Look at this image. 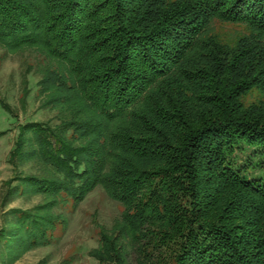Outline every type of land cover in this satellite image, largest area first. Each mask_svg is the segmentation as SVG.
<instances>
[{"label": "trees", "instance_id": "1", "mask_svg": "<svg viewBox=\"0 0 264 264\" xmlns=\"http://www.w3.org/2000/svg\"><path fill=\"white\" fill-rule=\"evenodd\" d=\"M0 45L58 119L12 154L37 173L4 203L43 199L4 220L8 264L98 186L123 208L99 264H264V0H0Z\"/></svg>", "mask_w": 264, "mask_h": 264}, {"label": "rangeland", "instance_id": "2", "mask_svg": "<svg viewBox=\"0 0 264 264\" xmlns=\"http://www.w3.org/2000/svg\"><path fill=\"white\" fill-rule=\"evenodd\" d=\"M245 30L244 26L218 23L217 31L229 36L235 31ZM25 56L9 53L0 45V229L4 220L13 215V209L34 210L42 203L41 195L26 192L24 195L4 203L11 187L18 185L14 179L17 173L35 175V165L16 167L12 154L23 128L28 124L46 123L58 125L57 112L43 106L40 95L41 76L36 70L28 71L23 64L26 60L35 63L34 53ZM255 95V94H254ZM256 97H251L252 102ZM123 208L98 186L76 207L55 208V216L66 220L57 230L51 243L34 247L23 254L16 252L19 259L14 264H99L91 255L99 247L101 229L111 230L120 219ZM8 253L4 241L0 242V264H8ZM130 264H137L135 256L129 255Z\"/></svg>", "mask_w": 264, "mask_h": 264}]
</instances>
